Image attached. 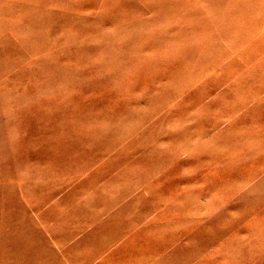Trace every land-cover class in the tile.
<instances>
[{"label": "rangeland", "instance_id": "obj_1", "mask_svg": "<svg viewBox=\"0 0 264 264\" xmlns=\"http://www.w3.org/2000/svg\"><path fill=\"white\" fill-rule=\"evenodd\" d=\"M0 264H264V0H0Z\"/></svg>", "mask_w": 264, "mask_h": 264}]
</instances>
